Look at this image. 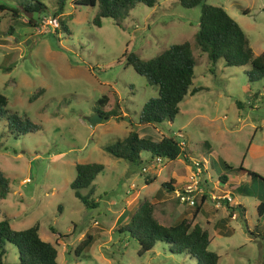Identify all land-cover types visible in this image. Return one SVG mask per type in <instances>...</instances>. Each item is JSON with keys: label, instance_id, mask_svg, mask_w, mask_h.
I'll return each mask as SVG.
<instances>
[{"label": "rangeland", "instance_id": "374dc122", "mask_svg": "<svg viewBox=\"0 0 264 264\" xmlns=\"http://www.w3.org/2000/svg\"><path fill=\"white\" fill-rule=\"evenodd\" d=\"M42 1L45 12H34L29 19L11 10L17 0H0L6 4L0 6V90L8 98L9 111L36 126L14 137L0 122V168L10 186L0 201V217L7 216L15 230L38 222L39 236L57 243L59 264H197L188 256L169 254L162 241L138 254L137 240L118 231L148 200L164 225L179 216L203 225L209 233L208 248L219 255L218 264H264V218L256 213L253 193L231 191L246 207L244 218L229 219L231 235L218 234L214 227V204H225L216 197L227 194L223 190H229L230 183L242 181L249 192H264L263 180H249L236 171L242 165L264 177V78L250 81L248 72L256 76L250 64L227 66L222 58L212 64L199 50L194 33L200 5L186 8L178 0H159L151 7L137 3L126 18L103 17L96 26L92 18L97 5L62 0V12L54 15L58 0ZM206 2L222 6L240 25L254 54L264 50V0ZM185 40L195 59L192 86L202 89L183 97L171 121L139 123L143 103L157 88L126 64L125 55L134 52L146 59ZM107 93L115 94L119 117L90 124L87 117L96 113L97 100ZM130 130L153 140L178 139L180 132L186 158L156 163L142 151L141 161L132 163L104 149ZM195 161L207 169L193 191L195 199L207 196L206 215L193 216V206L181 203L175 194L194 186ZM77 162L104 165L92 182L95 207L86 208L69 185ZM171 180L174 190L166 191L162 184ZM158 191L164 194L157 196ZM85 233L94 238L77 257L74 248ZM6 248L2 264H18L16 246L7 243Z\"/></svg>", "mask_w": 264, "mask_h": 264}, {"label": "trees", "instance_id": "16d2710c", "mask_svg": "<svg viewBox=\"0 0 264 264\" xmlns=\"http://www.w3.org/2000/svg\"><path fill=\"white\" fill-rule=\"evenodd\" d=\"M158 1L72 0L74 4L97 5V10L92 18V22L96 26L101 25L103 17L116 20L126 18L137 3L151 7ZM178 2L186 8L200 5L194 42L201 52L206 53L212 64L219 58H222L227 66L250 64L256 74L253 76L252 71L248 72L250 81L264 78V50L254 54L248 36L222 6L207 3L206 0H178ZM63 3L62 0H58V7L54 11V15L62 12ZM5 5L4 3L0 4L2 8ZM11 10L19 15L23 14L26 18L33 19L34 12L39 16L45 12V3L42 0H17V5H13ZM60 24L64 26V22L60 21ZM125 57L126 64H130L136 72L144 75L147 81L157 88V94L143 103L138 117L139 123L155 124L171 121L178 113L179 103L183 97L202 89L201 86H192L195 59L192 54L191 43L187 40L171 43L158 54L146 59L134 52H129ZM40 91L41 88L37 89L34 94L36 95ZM7 104L8 98L0 90V122H3L6 132L18 137L36 128L28 117L20 115L17 111H9ZM238 104H241L240 101ZM97 105L95 111L102 117L111 115L116 118L119 117L118 100L115 94L102 95L97 100ZM104 149L110 155L132 163L141 161L140 153L142 151H145L151 159L155 156L175 159L180 155L185 157L186 154V150L181 147L178 139L172 136H162L159 140H153L149 137L139 136L136 130H130L125 137L105 144ZM223 165L225 168L231 167L226 162H223ZM103 168L104 165L99 162L75 163V176L69 185L75 196L86 208L97 206V201L91 197L94 192L92 182ZM236 171L242 175L245 174L249 180L261 179L264 181L262 175L248 170L242 165H239ZM219 178L224 182L227 181L225 174L219 175ZM151 181L149 180L147 183ZM173 182V180L163 182L162 185L166 191H173ZM83 188H89L87 193L83 194L80 191ZM230 190H239L242 194L253 193L258 200L256 213L260 218H264V192H249L248 187L242 181L230 183ZM9 191V179L0 168V201L6 198ZM159 191L156 192L157 196L164 194V192ZM205 199V194L195 199V203L192 205L193 216L201 211ZM228 210L227 216L215 224L218 232L224 236L233 233V228L227 223L234 210L237 211L239 217L244 218L246 208L238 203L235 207L228 205ZM153 211L154 203L144 200L131 215L129 221L118 228L119 232H128L137 240L139 244L138 254L151 250L157 241H162L171 255L188 256L195 259L197 264H218L219 255L208 248L210 238L207 229L199 223L192 224L191 220L185 216H179L171 224L164 225L157 220ZM38 230V222L23 229L15 230L11 227L9 218L2 214L0 217V264H2V257L7 250V243L16 246L18 264H59L57 261V243L43 240L39 236ZM93 238L90 233L83 235L74 248L77 257L81 256V253L90 246Z\"/></svg>", "mask_w": 264, "mask_h": 264}, {"label": "built area", "instance_id": "2783aa9c", "mask_svg": "<svg viewBox=\"0 0 264 264\" xmlns=\"http://www.w3.org/2000/svg\"><path fill=\"white\" fill-rule=\"evenodd\" d=\"M177 136H178V141L181 145L182 148H184L185 144H186V141L185 140H182L181 138L183 137L182 133L178 132L177 133ZM153 160L158 163V162H161V161H164L165 159L160 157V156H155L153 158ZM193 170H192V176L194 179L193 180V183H194V186L193 187H188L186 189H184L183 191H179V190H175V194H176V197L178 198V200L183 203V204H186V205H190L192 206L194 203H195V196L193 194V191L196 189V186L198 184V181H199V178L200 176L202 175L205 167L202 163L198 162V161H195L193 163ZM143 170H146L145 167L142 168ZM215 198V197H214ZM216 198H223V199H226L228 203H230L231 206L235 207V205H237V202H234L233 201V197H231L229 194H225V195H222V197L220 196H217ZM237 216V211L234 210V212L232 213V218H235Z\"/></svg>", "mask_w": 264, "mask_h": 264}, {"label": "crops", "instance_id": "0c3cea01", "mask_svg": "<svg viewBox=\"0 0 264 264\" xmlns=\"http://www.w3.org/2000/svg\"><path fill=\"white\" fill-rule=\"evenodd\" d=\"M205 170H206V172H207V169L205 168ZM201 177V176H200ZM223 191H226L227 192V194H229L230 196H231V190L229 189H227V190H223ZM209 197H212L213 199H215L214 197H216L215 195H211L210 193H209ZM232 197V196H231ZM206 198H207V196H206ZM206 200V199H205ZM257 200V199H256ZM233 201L234 202H237V204L239 203V204H241L242 206H244L239 200H237V199H234L233 198ZM224 202H225V204H221L219 201L218 202H216V204H214V207L215 208H218L217 209V216H216V218L218 219V220H220V219H222V218H225L226 216H227V209H228V205H230V203H228V205H227V200L225 201V199H224ZM204 203H205V201H204ZM220 203V204H219ZM257 203H258V200H257ZM257 203H256V205H257ZM186 205V204H185ZM188 206V205H187ZM220 206V207H219ZM231 206V205H230ZM245 207V206H244ZM246 208V207H245ZM198 213H202L203 215H206V209H204L203 208V206H202V208H201V211H199ZM198 213L196 214V215H198ZM195 215V216H196ZM185 217H187V216H185ZM188 218V217H187ZM208 218V217H207ZM232 218V217H231ZM190 220V219H189ZM192 222V221H191ZM217 222V221H216ZM216 222L214 223V227H215V224H216ZM194 223H198L197 221L196 222H194ZM194 223H192V224H194ZM201 225V224H200ZM227 225L229 226V221H228V223H227ZM203 228H204V226L203 225H201ZM206 229V228H205ZM215 231L218 233V234H220L219 232H218V229H216V227H215Z\"/></svg>", "mask_w": 264, "mask_h": 264}, {"label": "water", "instance_id": "95a60500", "mask_svg": "<svg viewBox=\"0 0 264 264\" xmlns=\"http://www.w3.org/2000/svg\"><path fill=\"white\" fill-rule=\"evenodd\" d=\"M107 119H109V117H102L98 113H94V114L87 117V121L92 125L95 124L97 121H101V120L104 121Z\"/></svg>", "mask_w": 264, "mask_h": 264}]
</instances>
